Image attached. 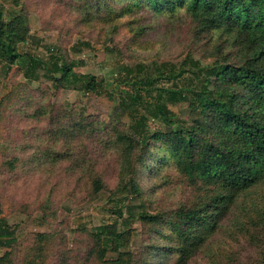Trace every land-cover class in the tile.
I'll list each match as a JSON object with an SVG mask.
<instances>
[{"label":"trees","instance_id":"1","mask_svg":"<svg viewBox=\"0 0 264 264\" xmlns=\"http://www.w3.org/2000/svg\"><path fill=\"white\" fill-rule=\"evenodd\" d=\"M77 1L81 4L75 12L83 26L105 27L107 38L126 32L128 47L153 44L160 35L157 20L165 22L168 33L186 21L192 50L201 48L202 53L195 58L188 52L176 63L119 69L112 86L129 119L128 131L114 120L105 125L96 117L65 115L40 97L35 99L46 85L33 91L26 84L12 83L11 91L0 98L4 145L15 123L22 121L16 118L20 116L43 122L48 139L55 143H68L72 136L111 142L119 151L120 170L117 191L108 200L117 203L114 214L128 217L90 229L81 226L77 231L86 236L88 248L80 257H73L53 233H38L25 247L0 219V247L7 249L0 264H49V259L55 264H153L160 253L175 255L173 264H188L223 224L229 246L213 264L224 260L264 264V0H66L70 6ZM28 40L39 44L29 34L24 11L5 21L0 8V64L10 71L24 70L28 80L39 79L40 68L56 88L84 93L103 89L94 75L75 73L73 62L58 49L38 58L32 44L24 47ZM177 105L185 107L183 118L170 109ZM150 120L159 122L160 128L150 130ZM50 150L43 153V160H61L60 153ZM83 160L78 162L83 165ZM153 161L159 169L175 171L190 187L189 198L174 211L149 212L139 201L143 192L137 177L143 169L150 171ZM15 163L14 158L4 166L12 171ZM89 164L85 170L92 175ZM91 178L93 192H100L102 181L96 175ZM255 187L261 188L258 197L232 214L239 197ZM127 200L139 202L137 212L132 211L135 206L127 210L122 204ZM41 211L43 219L50 218L48 205ZM130 219L141 223L138 247L132 244ZM159 239H167L169 246L152 244Z\"/></svg>","mask_w":264,"mask_h":264},{"label":"rangeland","instance_id":"2","mask_svg":"<svg viewBox=\"0 0 264 264\" xmlns=\"http://www.w3.org/2000/svg\"><path fill=\"white\" fill-rule=\"evenodd\" d=\"M56 1L0 0V8L5 21H9L20 11L27 15L29 34L37 38L39 44L33 45L28 40L24 47L30 49L32 44L31 48L40 59L46 57L51 49H58L62 56L73 62L75 73L94 75L98 81H102L103 89L100 88L95 93H84L66 87L56 88L42 76L40 68L36 71L39 79L28 80L24 70L21 69L20 72L13 68L10 71L0 64V98L11 91L13 82L26 84L33 91L46 85V89L35 99L40 97L42 102L54 105L65 115L96 117L105 125L114 120L115 123L119 122L120 128L127 130L129 119L119 107L120 102L114 93L115 87L112 86L119 75V69L137 64L148 67L166 61L176 63L188 52H193L195 58L201 56V48L192 50L191 39H188L190 28L186 21L177 23L175 32L168 33L164 30L165 22L156 19L160 25L157 28L160 35L155 37L153 44L128 47L126 32L121 31L119 36L115 37L114 34L107 38L105 27L83 26L75 12L80 1L73 6L68 5L66 0L62 1V5ZM147 18L156 22L154 18ZM184 108V105L170 106L179 118L185 116ZM16 118L22 121L15 123L7 145H4L0 136V219L6 221L15 238L25 247L33 243L36 234L53 233L56 238L65 242L73 257H80L88 248L86 236L77 231L81 226L90 229L102 223L120 222L128 217L125 214L121 219L114 214L117 203L113 204L112 200H108L118 188L119 151L111 142L106 145L102 139L99 141L98 138L101 137L87 142L83 137L72 136L68 143H55V139H48L43 122L30 119L25 121L21 116ZM148 128L155 131L160 128V124L150 120ZM50 147V153H60L58 157L61 160L53 161L56 157L52 161L42 159L43 153ZM14 158L15 168L9 171L4 162ZM83 158L81 165L78 161ZM87 164L90 165L92 175L85 170ZM149 166L150 171L143 169L137 177L140 191L143 192L139 201L145 202V208L149 212L176 210L189 198L190 187L184 184L175 171H168L167 167L159 169L154 161ZM94 175L103 183V188L98 193H94L92 189L91 177ZM260 189L255 187L239 197L232 214H239L243 204L248 205L257 198ZM122 204L127 210L128 206H135L132 211L137 212L139 202L127 200ZM45 205L49 206L51 213L47 219H43L41 211ZM130 227L134 231L132 244L138 247L142 240L141 223L137 219H130ZM225 227V224L221 225L218 232L188 264H213L217 256L225 255L230 238L228 232L225 233ZM152 244L166 248L169 241L152 240ZM5 251L6 248L0 247V257ZM174 256L160 253L153 264H173ZM53 260L49 259L48 263L55 264L56 261ZM227 261H222V264H228Z\"/></svg>","mask_w":264,"mask_h":264}]
</instances>
